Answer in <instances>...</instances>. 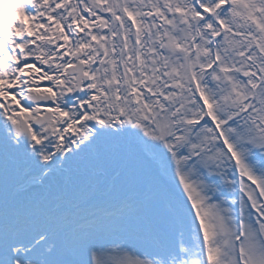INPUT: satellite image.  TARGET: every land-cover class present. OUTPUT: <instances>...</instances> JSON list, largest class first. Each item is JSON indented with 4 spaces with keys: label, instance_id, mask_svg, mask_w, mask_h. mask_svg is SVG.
<instances>
[{
    "label": "snow or ice",
    "instance_id": "obj_1",
    "mask_svg": "<svg viewBox=\"0 0 264 264\" xmlns=\"http://www.w3.org/2000/svg\"><path fill=\"white\" fill-rule=\"evenodd\" d=\"M0 264H264V0H0Z\"/></svg>",
    "mask_w": 264,
    "mask_h": 264
}]
</instances>
